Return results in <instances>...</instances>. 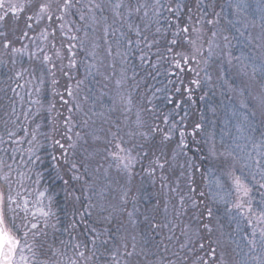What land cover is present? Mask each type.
Returning a JSON list of instances; mask_svg holds the SVG:
<instances>
[{"label":"snow or ice","instance_id":"6c2138e0","mask_svg":"<svg viewBox=\"0 0 264 264\" xmlns=\"http://www.w3.org/2000/svg\"><path fill=\"white\" fill-rule=\"evenodd\" d=\"M0 264H264V0H0Z\"/></svg>","mask_w":264,"mask_h":264}]
</instances>
